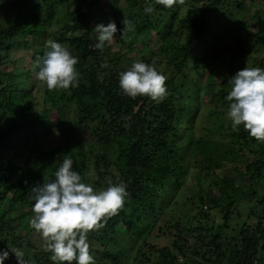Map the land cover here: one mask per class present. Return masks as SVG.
Wrapping results in <instances>:
<instances>
[{
	"label": "trees",
	"instance_id": "trees-1",
	"mask_svg": "<svg viewBox=\"0 0 264 264\" xmlns=\"http://www.w3.org/2000/svg\"><path fill=\"white\" fill-rule=\"evenodd\" d=\"M229 1L0 3V249L15 245L27 264H54L28 225L29 190L54 178L67 157L94 189L127 186L123 206L87 234L94 264H264V141L242 125L233 130L225 115L229 78L246 66L264 68V0H234V10ZM148 4L153 12L145 14ZM109 20L118 52L94 47L93 29ZM123 20L131 29L121 36ZM49 41L78 58L75 87L47 90L37 80ZM8 50L21 63L7 64ZM136 60L165 75L162 100L119 89L118 73ZM195 172L197 191L188 197L184 187ZM162 221L176 231L159 247L153 242L165 232ZM4 264H16L14 255Z\"/></svg>",
	"mask_w": 264,
	"mask_h": 264
},
{
	"label": "clouds",
	"instance_id": "clouds-1",
	"mask_svg": "<svg viewBox=\"0 0 264 264\" xmlns=\"http://www.w3.org/2000/svg\"><path fill=\"white\" fill-rule=\"evenodd\" d=\"M3 0H0L2 3ZM182 0H155L165 8ZM143 12L150 14L153 7L148 4ZM120 35L131 29L129 21L123 20ZM94 47L103 51L117 32L114 21L99 23ZM78 58L61 43L49 41L47 50L38 58L35 76L47 90L67 89L78 83L79 73L75 68ZM165 75L153 64L136 60L118 73L121 92L131 98L147 96L154 101L167 94ZM230 90L225 96L228 102L225 115L233 130L239 126L250 137L264 141V68L244 67L229 80ZM73 161L63 158L55 168L54 178L31 186L29 199L33 215L28 220L30 229L43 241V248L50 253L54 264H94L89 251L88 233L100 227V221L114 215L128 196L125 183L109 182L106 187L94 189L85 183L81 175L73 170ZM206 209V207H205ZM13 254L16 264H27L24 251L13 248L0 249V264Z\"/></svg>",
	"mask_w": 264,
	"mask_h": 264
},
{
	"label": "rangeland",
	"instance_id": "rangeland-1",
	"mask_svg": "<svg viewBox=\"0 0 264 264\" xmlns=\"http://www.w3.org/2000/svg\"><path fill=\"white\" fill-rule=\"evenodd\" d=\"M125 2V1H124ZM229 4H230V9H233L234 10V8L237 6V3L234 1V0H230L229 1ZM250 7L249 6H247V9H249ZM228 15L229 14H231V11H230V13H227ZM263 15H264V13H263ZM98 16H99V18L102 16V14H98ZM151 44V43H150ZM152 44H155V42H152ZM106 46H108V47H112L113 48V50H115V51H119L120 49H121V46H120V44L119 43H117V41H116V38H115V36H114V38H113V40H112V42L110 43V44H107ZM152 47H154V46H152ZM141 48V45H138V46H135V48H131L130 50H131V56H133V55H136L137 53H138V50ZM126 49H127V46L126 47H123V49H122V51H123V53H122V56L123 57H126V53H124L125 51H126ZM142 50H151V48H149V46L148 47H144V48H142ZM71 53V52H70ZM72 55H74L73 53H71ZM131 56H129V57H131ZM19 58H17V55H15L14 53H13V51L12 50H8L7 51V55H6V58L4 59V61L7 63V64H11L12 62H20L21 63V61L19 60ZM189 68L190 69H187V71L186 72H191L192 73V75H191V79L193 80H197V79H199L200 78V75H201V73L197 70V69H191V66H189ZM190 120L189 119H185L184 120V122H183V126H182V130H181V136L184 138L185 136H184V133H185V129H186V127L188 128V126H186V124L189 122ZM207 124H210L209 122L207 123ZM202 133V135H204V134H206V133H208V132H206V131H202L201 132ZM193 172V171H192ZM199 183V178L196 176V172H195V175L194 174H190L189 175V177H188V181H187V183H186V185H185V187H184V190H185V192H186V195L188 196V197H190V196H192V195H194L195 193H196V191H197V184ZM207 210V209H206ZM171 211V210H170ZM248 212H249V210L246 208V210L244 211V210H242V212H241V214L242 215H239L238 217H239V219L240 220H242V221H245L246 219H248L247 218V214H248ZM216 213V214H215ZM211 215L212 216H215L216 215V217H215V220H218V219H221V214H220V210L218 209V210H213V211H211ZM236 217V216H235ZM237 218V217H236ZM215 220H213V219H210V221H209V225H213V223H214V221ZM161 226L163 227V230L165 231V232H163V233H158L159 234V238L157 239V240H155L153 243L154 244H156L157 246H159V247H162V246H166V245H170L172 242H173V237H171V235H170V233L172 232V233H175V231H176V229H174V228H171V227H168V223L167 222H164V221H162V223H161ZM204 234H206V233H204ZM190 240L192 241V242H195V239L192 237V238H190ZM10 245V249H12V248H15V245H11V244H9ZM7 246V245H6Z\"/></svg>",
	"mask_w": 264,
	"mask_h": 264
}]
</instances>
